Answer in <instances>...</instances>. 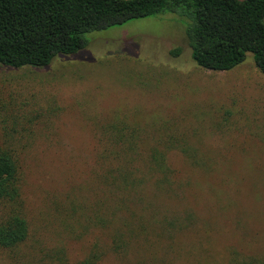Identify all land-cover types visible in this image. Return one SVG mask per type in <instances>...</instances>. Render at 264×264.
Masks as SVG:
<instances>
[{
  "label": "rangeland",
  "instance_id": "rangeland-1",
  "mask_svg": "<svg viewBox=\"0 0 264 264\" xmlns=\"http://www.w3.org/2000/svg\"><path fill=\"white\" fill-rule=\"evenodd\" d=\"M188 21L175 13L134 18L89 32L86 47L59 53L48 66L0 64V138L19 155L16 207L30 226L25 242L0 246V264H83L93 242L106 244L107 231L96 224L106 210L96 133L114 117L205 151L213 170L206 171V202L211 182L227 189L218 208L241 188L264 196V74L253 53L230 70L199 66ZM172 150L180 168L184 160ZM3 210L0 204V219ZM188 249L182 254L193 257ZM98 264L116 263L108 255Z\"/></svg>",
  "mask_w": 264,
  "mask_h": 264
},
{
  "label": "trees",
  "instance_id": "trees-1",
  "mask_svg": "<svg viewBox=\"0 0 264 264\" xmlns=\"http://www.w3.org/2000/svg\"><path fill=\"white\" fill-rule=\"evenodd\" d=\"M163 13L188 18L186 37L199 66L230 70L253 53L264 74V0H0V64L45 67L59 53L86 47L91 31ZM144 132L123 118L99 125L97 175L106 195L99 203L106 210L96 224L108 241L93 242L83 264L108 255L116 264H264V196L241 188L218 208L227 189L211 182L206 202V171H213L206 152ZM8 142L0 138V246L13 248L30 226L16 207L20 158ZM173 148L184 160L180 168ZM172 210L184 218H171ZM186 247L193 257L182 254Z\"/></svg>",
  "mask_w": 264,
  "mask_h": 264
}]
</instances>
